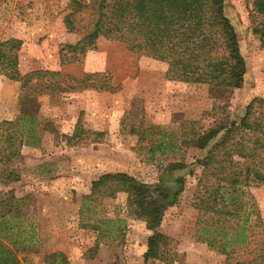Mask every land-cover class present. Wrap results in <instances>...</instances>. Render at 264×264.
I'll use <instances>...</instances> for the list:
<instances>
[{"label": "rangeland", "instance_id": "374dc122", "mask_svg": "<svg viewBox=\"0 0 264 264\" xmlns=\"http://www.w3.org/2000/svg\"><path fill=\"white\" fill-rule=\"evenodd\" d=\"M224 6L247 65L242 85L229 94L208 84L166 80L163 72L169 53L153 48L138 54L127 51L123 31L97 27L99 13L94 10L87 9L67 31L62 18L71 10L69 0H0V42L18 45L20 74L47 69L79 78L97 73L95 83L107 81L112 87L29 95L21 91L18 81L0 75V129L15 130L23 107L34 115L33 137L7 158L19 179L0 186L1 199L8 191L13 195L3 198L9 205L4 210L7 226L19 231L15 238L20 245L32 243L37 248L16 253L18 258L24 256L22 264H44L42 255L53 251L63 252L69 264H143L146 237L153 228L174 241L177 256L172 264H264L263 184L246 189L259 214L257 225L253 215H246L243 195L239 191L232 195L247 239L246 244L233 246L229 259L194 240L196 211L190 203L195 177L201 168H212L221 153L213 142L202 140L215 118L229 122L243 113L252 97H264V43L250 31L257 21L252 0H224ZM87 34L96 37L84 53L61 50ZM135 99L142 116H129L122 124ZM184 119L198 122L186 147L169 150L165 144L162 151L150 149V142L161 139L157 130L165 134V141L176 143L178 123ZM67 136L72 137L68 142ZM173 160L186 167L163 171V164ZM106 172H124L143 183L169 188L180 177L182 190L154 225L127 215L122 184L116 185L113 198L90 194V182ZM97 219L104 221L105 242L92 258H85L95 233L84 225ZM147 264L165 263L152 258Z\"/></svg>", "mask_w": 264, "mask_h": 264}, {"label": "trees", "instance_id": "16d2710c", "mask_svg": "<svg viewBox=\"0 0 264 264\" xmlns=\"http://www.w3.org/2000/svg\"><path fill=\"white\" fill-rule=\"evenodd\" d=\"M69 6L71 10L62 18L67 31H71L73 25L81 21L82 14L91 9L99 13L95 22L97 27L123 31L127 51L138 54L144 48H153L169 53L163 72L166 80L208 84L221 94H229L244 81L247 65L234 26L225 14L224 0H88L87 3L69 0ZM252 8L257 14V21L250 31L264 43V0H252ZM95 37V34H87L74 44L62 45L61 50L82 54ZM18 48L16 43L0 42V75L18 81L21 91L29 95L85 87L112 88L107 81L95 83L97 73H84L79 78L47 69L20 74ZM28 112L25 107L22 108L15 130L0 129V186H7L19 179L18 170L8 165L7 158L10 154L18 153L22 145L33 137L30 121L34 115ZM132 115L142 116L136 99L121 123L124 124L125 119ZM197 123L192 119L179 121V140L176 143L165 141V134L157 130L161 139L155 144L150 142V149L163 150L165 144L169 150L186 147L196 131ZM95 135L101 136V133ZM66 139L68 142L72 137L67 136ZM208 141L213 142L221 153L212 168H201L195 177L190 203L196 211L194 240L224 254L227 260L232 256L233 246L246 244L247 239L241 214L232 197L234 193L239 191L243 195L244 205L248 207L246 215H253L255 224H259V214L246 189L251 185H264V97H252L236 119L221 123L215 118L202 143ZM184 167L186 165L182 161L173 160L163 164L162 170L173 172ZM173 183L169 188L143 183L124 172H106L90 182L89 192L100 198H113L116 185L122 184L126 187L127 215L156 225L164 210L176 202L182 190L180 177L174 178ZM3 196L6 199L13 197L11 191ZM3 198H0V231L3 230V234L0 232V264H22L24 256L18 258L16 253L35 252L37 248L32 243H18L15 237H18L19 231L13 225L7 226L4 210L7 211L9 205L4 203ZM103 223L97 219L84 225L95 233L92 246L83 254L85 258H92L98 245L105 242ZM121 229H117L120 236ZM261 244L264 246V240ZM174 246L172 238L153 228L146 237L143 264L152 258L172 264L173 257L177 256ZM41 260L44 264H69L61 251L44 253ZM235 264L246 263L235 261Z\"/></svg>", "mask_w": 264, "mask_h": 264}]
</instances>
